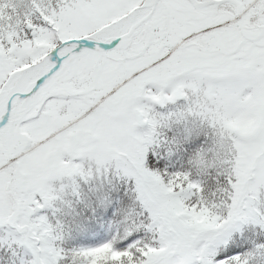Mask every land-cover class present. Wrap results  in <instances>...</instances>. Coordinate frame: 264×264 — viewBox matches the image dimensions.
<instances>
[{"label":"snow or ice","instance_id":"snow-or-ice-1","mask_svg":"<svg viewBox=\"0 0 264 264\" xmlns=\"http://www.w3.org/2000/svg\"><path fill=\"white\" fill-rule=\"evenodd\" d=\"M91 165L136 207L68 252L40 212ZM0 226L24 264H264V0H0Z\"/></svg>","mask_w":264,"mask_h":264},{"label":"rangeland","instance_id":"rangeland-1","mask_svg":"<svg viewBox=\"0 0 264 264\" xmlns=\"http://www.w3.org/2000/svg\"><path fill=\"white\" fill-rule=\"evenodd\" d=\"M88 166L90 165L86 162V167ZM91 167L93 175L88 179L77 175L53 180L52 183L58 191V197L50 207L40 212L48 217L49 222L58 231L60 239L56 241V244L60 248L65 239L70 242L78 237L82 244L90 243L103 236L106 230L111 232L112 238L117 235L118 231L122 232V236L128 235L125 225L123 228L119 226L124 223L127 212L136 207L133 185L126 181L125 192L129 193V197L125 198L126 205L123 204L124 198L122 197V207H118L117 199L114 197L110 199L108 190L110 174H115L114 171H96L94 165ZM116 177L123 180L120 176L116 175ZM124 180L127 179L124 178ZM61 185L64 186L62 190ZM125 237H117L118 245ZM12 244H16V250L22 252L19 264H24L30 259L31 253L7 234V226H0V251H7ZM79 248L81 247L78 245L69 244L64 250L71 252Z\"/></svg>","mask_w":264,"mask_h":264},{"label":"trees","instance_id":"trees-1","mask_svg":"<svg viewBox=\"0 0 264 264\" xmlns=\"http://www.w3.org/2000/svg\"><path fill=\"white\" fill-rule=\"evenodd\" d=\"M123 182L121 181V179H116V178H113L112 180H111V188L113 189V191L116 193L117 191L119 192V193H121V196L124 198V189L125 188H127L126 187V185L123 183ZM114 193V194H115ZM113 194V195H114ZM125 198H127V193H126V195H125ZM124 198V199H125ZM125 203H127V200L125 199ZM131 206V205H130ZM121 227H122V225H121ZM128 234V233H127ZM109 237L110 236H106L105 238H100L98 241H96L95 243H99V242H103V241H106V240H109ZM117 237H122V232L121 233H119L118 235H117ZM124 237H125V235H124ZM65 242H67V244H65ZM69 242L67 241V239H65L64 240V244H62V246H61V248H63V249H65V246H68L69 244H68ZM94 243V244H95ZM84 244H78V246L79 247H81V246H83ZM16 247H17V245H11L10 246V248L7 250V251H0V264H4V257H5V255H8V253H10V252H16L17 250H16ZM21 252V251H20ZM13 257H12V259L15 261V258H18L19 257V254L18 253H13V255H12ZM70 259V258H69Z\"/></svg>","mask_w":264,"mask_h":264}]
</instances>
